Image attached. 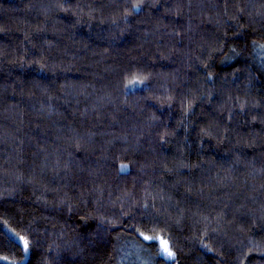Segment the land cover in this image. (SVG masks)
<instances>
[{
	"label": "trees",
	"instance_id": "trees-1",
	"mask_svg": "<svg viewBox=\"0 0 264 264\" xmlns=\"http://www.w3.org/2000/svg\"><path fill=\"white\" fill-rule=\"evenodd\" d=\"M262 12L0 0V257L17 233L21 264H167L144 232L172 264H264Z\"/></svg>",
	"mask_w": 264,
	"mask_h": 264
},
{
	"label": "snow or ice",
	"instance_id": "snow-or-ice-1",
	"mask_svg": "<svg viewBox=\"0 0 264 264\" xmlns=\"http://www.w3.org/2000/svg\"><path fill=\"white\" fill-rule=\"evenodd\" d=\"M225 2L227 4L228 3V0H225ZM139 7H141L140 3H137V4H133L132 5V8L133 9L139 8ZM241 11H243V10L241 9ZM258 14L264 16V12L258 13ZM252 43L253 44H256L257 42L256 41H252ZM259 46L262 49H264V44H260ZM232 51L236 55H240L241 54V53L236 52V49L235 48H233ZM41 67L43 68V65H41ZM237 71H239V70H237ZM141 83H143L142 80H139V79H135L134 78V79L128 81V85H126V87L127 86H134V85L141 84ZM204 134L205 135H211V133H204ZM218 143H223V138H221L218 141ZM127 168H128V165L122 164L120 166L119 171L123 172ZM139 235L142 236L145 241L155 242V241L159 240V242H160V248L158 249V251L155 254L157 256H162L163 259L167 262V264H172V261L175 259L176 253L172 250V248H171L170 243H169L168 240H166L162 236H158L156 234L147 235L144 232H139ZM0 236H3V234L0 233ZM16 239H17V243H16V246L17 247H19L20 242H22L23 243L24 253L27 254L28 252H30V250H31V243H30V241L27 238H25L24 236H19L18 234H16ZM202 247H204L208 251H211V249L208 248L207 245H203L202 244ZM3 261H9V257H7V256L0 257V262H3ZM9 264H17V262L15 260H11V261H9Z\"/></svg>",
	"mask_w": 264,
	"mask_h": 264
},
{
	"label": "rangeland",
	"instance_id": "rangeland-1",
	"mask_svg": "<svg viewBox=\"0 0 264 264\" xmlns=\"http://www.w3.org/2000/svg\"><path fill=\"white\" fill-rule=\"evenodd\" d=\"M16 234L17 233H13V237L14 238H16ZM19 236H22V235H20V234H18ZM159 236V235H158ZM159 241V240H158ZM21 244H22V246H23V243L22 242H20ZM29 253V252H28ZM28 253L27 254H25L24 253V256L22 257V259H20V260H15L16 262H17V264H21L23 261H25L26 260V258H27V256H28ZM11 260H13V259H10L9 258V261H11ZM9 261H5V262H7V263H9Z\"/></svg>",
	"mask_w": 264,
	"mask_h": 264
}]
</instances>
